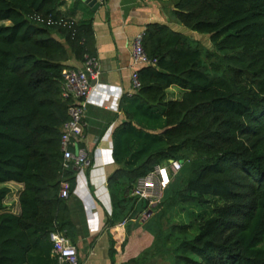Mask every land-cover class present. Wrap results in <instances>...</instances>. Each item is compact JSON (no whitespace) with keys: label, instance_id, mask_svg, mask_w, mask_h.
I'll list each match as a JSON object with an SVG mask.
<instances>
[{"label":"trees","instance_id":"1","mask_svg":"<svg viewBox=\"0 0 264 264\" xmlns=\"http://www.w3.org/2000/svg\"><path fill=\"white\" fill-rule=\"evenodd\" d=\"M105 1V0H104ZM62 0H0V183L23 184L20 213L0 187V264H59L50 232L72 240L70 197L78 168H64L61 129L72 100L65 70L97 56L92 20L63 16ZM171 14L210 36L213 49L168 24L147 25L141 86L114 133L109 177L115 226L145 220L154 252L128 264H264V0H176ZM182 90L169 99L168 89ZM183 161L160 203L131 195L157 165ZM186 161V162H185ZM181 173V179L176 176ZM170 211L160 209L166 205ZM187 220L171 209L187 208ZM170 227L164 228L162 218ZM116 249L110 254L115 264Z\"/></svg>","mask_w":264,"mask_h":264},{"label":"crops","instance_id":"2","mask_svg":"<svg viewBox=\"0 0 264 264\" xmlns=\"http://www.w3.org/2000/svg\"><path fill=\"white\" fill-rule=\"evenodd\" d=\"M63 16L76 22L92 20L96 38L99 76L86 109L85 144L90 152L88 164L79 168L70 195L71 221L75 225L72 242L78 249L80 264H113L110 254L116 249L115 264L141 260L154 252L155 238L147 228L148 218L135 217L124 226H109L113 213L109 177L119 168L114 156V133L128 121L126 109L132 107L137 90L132 73L133 48L138 34L150 23L168 24L190 37L188 30L173 18L176 0H105L93 10L82 0H62ZM69 64L79 67L81 62ZM182 90L168 89L169 99H180ZM11 192L4 201L8 211L19 214V195L23 184L0 183ZM137 218V219H136Z\"/></svg>","mask_w":264,"mask_h":264},{"label":"built area","instance_id":"3","mask_svg":"<svg viewBox=\"0 0 264 264\" xmlns=\"http://www.w3.org/2000/svg\"><path fill=\"white\" fill-rule=\"evenodd\" d=\"M99 1L101 3L104 2V0ZM143 36L144 32L138 34L133 48V63L139 69L153 63L144 50ZM99 67L100 61L97 56L86 55L79 67L65 70L63 95L72 100L68 108L69 118L61 129L63 166L66 169L72 165L78 169L82 168L88 164L90 159V152L85 144L84 129L86 126L87 104L96 88L100 73ZM139 69L132 73L133 88L136 90L141 86L138 74ZM182 166L183 161L178 159L157 165L147 175L137 180L131 195L148 203L149 207L157 205L161 202L165 190ZM61 196L63 198L70 197V184L67 181L62 183ZM150 214L151 210L145 209L138 216L145 219ZM138 216L136 217L138 218ZM134 218L124 220L118 226H124L134 220ZM50 240L53 243V255L57 257L59 264H80L78 249L64 231H51Z\"/></svg>","mask_w":264,"mask_h":264},{"label":"rangeland","instance_id":"4","mask_svg":"<svg viewBox=\"0 0 264 264\" xmlns=\"http://www.w3.org/2000/svg\"><path fill=\"white\" fill-rule=\"evenodd\" d=\"M2 24H9L8 21H0V25ZM195 39H197L201 45L206 48V49H213V45L211 43V40H210V36L209 35H206V34H200V33H197V36L196 37H193ZM186 162V161H185ZM181 173L182 171L176 176L177 180H180L181 179ZM166 205H162L160 206V209H162L163 211H166L167 212V217L168 215H170V211L167 209V202H165ZM195 207H191V206H188L187 208H175V209H171L173 215H180V217H182L183 219L187 220V214L189 211H191L192 209H194ZM162 222H164V228L167 229L168 227H170V224H168L167 222V219L164 217L162 218ZM167 260V258H166ZM165 258L164 257H159L157 258V264H164L166 262Z\"/></svg>","mask_w":264,"mask_h":264},{"label":"water","instance_id":"5","mask_svg":"<svg viewBox=\"0 0 264 264\" xmlns=\"http://www.w3.org/2000/svg\"><path fill=\"white\" fill-rule=\"evenodd\" d=\"M93 10H97L101 6V2L99 0H82Z\"/></svg>","mask_w":264,"mask_h":264}]
</instances>
